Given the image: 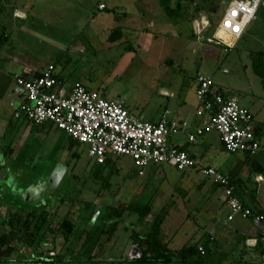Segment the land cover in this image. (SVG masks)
<instances>
[{
    "label": "rangeland",
    "instance_id": "rangeland-1",
    "mask_svg": "<svg viewBox=\"0 0 264 264\" xmlns=\"http://www.w3.org/2000/svg\"><path fill=\"white\" fill-rule=\"evenodd\" d=\"M16 1L21 3L27 0ZM229 1L186 0V2H181L183 7L180 8V12L192 14L195 10L198 16L201 14L210 16L211 29L207 31L206 36H212L213 32L217 31V25L221 21ZM32 2L36 3L35 0ZM100 2H106L110 8L111 5L123 1L80 0L78 6L60 7L54 5L53 9L64 12L66 19L61 22L59 18L53 16L51 20L59 26L71 28L73 25V30L77 33L85 29L86 35L91 32V29L100 28L98 36L103 37L105 36L103 29L105 21L101 19L98 21L96 18L100 14L98 8ZM124 2L134 4V1L131 0ZM172 2L174 4V1ZM35 5L37 6L34 7V10L39 8L38 11H40L41 3L38 2ZM256 15L244 36L232 48L208 44V47H212L215 53L212 59H203L205 57L203 47H206L207 43L200 44V41L193 36L186 17L182 16L181 20L184 21L181 30L183 32L179 38L169 31L168 35L155 33L158 36L156 41L148 40L146 48L142 49V52L146 54L144 57L147 56L145 69H138L139 64L129 65L126 68L127 65L122 63L123 57L120 54L122 52L120 48L113 49L112 53L115 54L112 55L109 62L103 60L97 62V58L93 63L88 64V67H91L90 71L94 78L109 83L115 90L120 86H128L136 95L138 94V97L144 99L148 94L145 93L144 96H139V94L150 90L144 88L145 83L148 82L147 80L154 79L156 72L171 71L179 74V77L192 80V76L199 70L200 73L211 76L215 85L219 89H223L226 94L237 96L241 94V97L239 96L240 103L243 106H254V108L261 109L260 116L264 117V85L260 76L254 72L252 62V55L264 53V6L259 8ZM6 28V25L0 22V37L4 35ZM23 36L25 46L21 45L19 48L22 50V54L32 59L38 58L40 62H57L56 66H61V59L57 61V58L63 54L61 49L55 47L54 44L50 45L52 42L49 43L38 38L30 39L26 34ZM182 41H185L186 44L181 45ZM159 44L163 46L158 47ZM194 48L195 51H193ZM100 56L103 58V55ZM127 69L128 71H126ZM59 75L61 78H66L62 73ZM64 80L70 82V80L75 81L76 79L71 77ZM110 97L111 95L106 96V98ZM247 100H251V102L249 103ZM256 126H260L258 137L261 139V150L255 155L247 153L249 155L247 159L251 161V165H261L264 168V124L257 125L255 121ZM58 135L62 138L61 143L59 140L57 141L56 145L52 147L49 157L40 152L42 149L37 151L39 159L35 168L25 170L22 167V160L19 161L18 165L21 166L23 175L16 179L21 192L14 194L9 192L4 196L7 200L11 201L12 199L22 211L15 206L0 208V233L11 238L14 246L12 253L6 256L8 246L4 245L0 253V264H40L35 262L39 255L56 257L59 253L64 255L68 264H77L74 263L73 257L84 251L88 233L96 226L98 220L103 225V218L108 214L110 208L126 207L130 201H144L149 198H153V211L147 217L141 219L137 214L131 216L125 212L118 226L110 225L107 233L100 234V238L80 264H129L126 260L139 255V251L135 255L133 253L121 255L127 243L133 242L132 232L134 229L140 230L142 233L148 232L158 213H161L163 218L161 238L170 242V246L174 250L183 248L184 240L187 237L191 242L196 243L211 231L209 215L201 216L199 222L194 218L185 220L187 218L185 215L183 217L179 215L183 207L172 189L174 187L178 189L182 182H187V176L182 174V170L164 164L162 166L163 174H157L154 179L155 183L160 186L159 190L145 194L143 192L150 180L149 170L145 169V171L148 170L145 176L139 175V168L135 165L132 157L111 156L113 165L106 167L101 174L96 175L95 172L101 166L90 155V145L77 144L71 150L69 148L71 139L67 134L59 130ZM215 135L218 134L215 133ZM211 149L221 151L218 143ZM201 159L204 164L212 163L211 157L207 153ZM203 176L208 178L209 188L211 179L204 174ZM34 186L37 187L36 189H41V192L33 190ZM261 196L264 201V195ZM44 203L45 206H41ZM44 208L51 214L44 229L51 227L54 230L43 231L45 232L44 237L41 238L40 234L36 237L37 242L28 244L24 241V235L27 230L33 228H26L23 223L26 217H29V211L33 210L31 217H35L36 220ZM15 216L17 218H13ZM16 219L20 220V224L16 222ZM10 221H14V223ZM65 221L72 223L73 228L66 226ZM106 221L110 220L106 219ZM239 221L241 222L238 218L237 223ZM133 223L136 224L135 228H133ZM29 240V242L32 241L31 238ZM110 245L116 247L112 250L113 255L108 252L107 247ZM95 248L96 250H94ZM258 253L260 252L258 251ZM242 254L239 255V251L236 250L227 259L239 262V264H261L260 256L257 254L253 252ZM225 256L227 255L221 252L220 257H216L217 260L209 264H221L218 261H221V258Z\"/></svg>",
    "mask_w": 264,
    "mask_h": 264
},
{
    "label": "crops",
    "instance_id": "crops-1",
    "mask_svg": "<svg viewBox=\"0 0 264 264\" xmlns=\"http://www.w3.org/2000/svg\"><path fill=\"white\" fill-rule=\"evenodd\" d=\"M32 1L34 0L20 3L16 0H0V22L7 27L4 35L0 37V201L2 200L0 208L14 206L18 208L12 199L11 201L7 200L4 195L9 192L11 194L21 192L16 179L23 175L21 166L18 165L19 161L22 160L23 169L31 170L36 167L39 159L37 151L42 149L40 152L49 157L52 147L58 140H62L58 135L60 129L53 123L34 124L27 119H17L14 116L15 111L25 100L24 91L16 83V75L36 77L47 65L53 64L52 62H40L38 58L32 59L22 54V50L19 48L21 45L25 46L23 35L26 34L30 39L38 38L49 43L52 42L50 45L54 44L55 47L61 49L63 52L60 60L61 66H56V71L58 74L65 75L64 79L75 78V81H81L88 88L98 90L105 97L111 95L109 99L123 102L132 114L144 120L157 122L166 117L180 123H187L188 129L173 135L170 137V141L189 151L199 160L200 166L180 170L183 175L187 176H183L187 178V182H182L178 189L175 187L172 189L183 207L178 214L182 217L185 215L187 217L185 220L194 218L198 222L204 214L210 216L211 231L206 237L199 240L200 245L211 238L216 241V244L215 242L211 243V247L216 248L219 254L222 252L229 257L231 253L238 250L239 255L253 252L259 256L256 247L259 241L264 242V223L242 219H239L241 220L240 224L237 223L238 219L228 221L224 190L212 179L209 181L210 187L208 188V178L203 176L201 167L213 166L221 170L233 182L236 181L238 191L240 189L246 198H249V193L254 191L257 201H259L256 205L264 209V201L261 199V195H264V173L260 172L261 165H251V161L247 159L249 155L245 152L231 153L227 151L220 135L215 130L205 131L202 135L197 136L194 142L189 140L190 134L194 133L196 128L203 126L210 117V114L200 106L197 98V76L202 73L198 70L190 80L186 77H179V74L171 71L156 72L154 79L147 80L148 82L145 83L144 88L150 90L139 94V96L148 94L144 99L138 97V94L136 95L128 86H120L115 90L109 83L94 78L90 71L91 67H88V64L93 63L97 58V62L102 60L109 62L112 55L115 54L112 53L113 49L120 48L122 51L120 54L123 57L122 63L127 65L126 68L129 65L139 64L138 69H145L147 56L144 57L146 54L142 52V49L146 48L148 40H158L155 33L168 35L170 32L179 38L183 32L181 30L184 21L181 20L182 16L186 17L193 36L200 41V44L207 43L206 47H203L205 55L203 59H212L215 53L212 47H208V44L225 45L216 39L213 42L208 40L217 33L216 31L212 36H206L207 31L211 29L210 16L207 14L198 16L194 10L192 14L181 13V17L174 18L166 13L162 0H131L134 1L132 5L124 2L128 0H122L123 2H117L110 8L106 2H100L98 6L100 14L96 18L98 21L100 19L105 21L103 26L105 36L100 37L98 36L100 28L91 29V32L86 35L85 29L77 33L73 30V25L71 28L59 26L51 20L53 16L59 18L61 22L66 19L64 12L53 9L54 5L60 7L78 6L80 0H35L36 3H41L40 11H38L39 8L34 10L37 5ZM173 1V5L176 6L178 0ZM101 4H104L105 7L100 8ZM208 23L210 25L206 27ZM197 25L203 27L201 35L197 33ZM117 27L122 29L124 37L115 42L108 41L110 31ZM238 41L234 42V46ZM185 44V41L181 42V45ZM160 45L163 46L159 44L158 47ZM106 50L108 52H105ZM100 55H103V58ZM71 80L68 82L69 84L73 82ZM239 96L241 97V94ZM239 96L237 97L239 98ZM244 96L247 98L246 95ZM248 102L250 103L251 100ZM245 107L252 111L257 125L262 126L264 117L260 116L261 109L254 108V106ZM214 132L218 135L216 136ZM259 140L261 139L259 138ZM217 143L220 145V152L217 149H211ZM206 153L211 157L212 163L204 164L202 162L201 158H204ZM163 165H152L147 168L150 180L143 193L148 194L159 190L160 186L155 183L154 179L157 174H163ZM148 170L143 175L140 173L139 175L145 176ZM184 185L185 187H183ZM36 188L34 186L33 190ZM36 190L41 192V189ZM45 203L41 206H45ZM98 244L95 245L96 248ZM193 244L194 242H191L188 237L184 240V245ZM135 247L134 243L129 241L121 255L134 253ZM107 248L108 252L113 255L112 250L116 247L110 245ZM219 262L221 264H239V262H232L230 259H223ZM241 262L244 263L242 260Z\"/></svg>",
    "mask_w": 264,
    "mask_h": 264
},
{
    "label": "built area",
    "instance_id": "built-area-1",
    "mask_svg": "<svg viewBox=\"0 0 264 264\" xmlns=\"http://www.w3.org/2000/svg\"><path fill=\"white\" fill-rule=\"evenodd\" d=\"M261 6H264V0H230L217 25V33L224 30L234 42L238 41ZM104 7V4L100 5V8ZM197 29L201 35L203 27L197 25ZM217 33L208 40L216 39L227 47L234 46ZM15 80L25 93L15 118L27 119L34 124L53 123L73 139L90 145V155L98 164L106 163L111 156H130L141 175L152 165L168 164L179 170L200 166L199 160L189 151L170 141V137L188 129L187 123L166 117L157 122L144 120L132 114L123 102L106 98L81 81L69 84L62 80L54 64L47 65L36 77L16 75ZM197 81L199 104L210 117L190 134L189 140L194 142L205 131L215 130L227 151L258 153L261 142L255 132L252 111L243 106L237 96H223L211 76L198 74ZM201 172L223 188L228 221L239 218L264 222L261 212L264 209L244 202L237 194L235 183L221 170L206 166L201 167ZM261 264H264V254Z\"/></svg>",
    "mask_w": 264,
    "mask_h": 264
},
{
    "label": "trees",
    "instance_id": "trees-1",
    "mask_svg": "<svg viewBox=\"0 0 264 264\" xmlns=\"http://www.w3.org/2000/svg\"><path fill=\"white\" fill-rule=\"evenodd\" d=\"M173 0H162L163 7L166 11V13L171 16H177L181 17L182 14L180 12V8L183 7L181 2H186V0H178L177 5H173ZM187 5V4H186ZM198 9V8H197ZM214 33V32H213ZM124 37V33L122 32V29L120 27L113 28L110 31L108 41H118L121 40ZM62 58L60 56L57 58V61H59ZM253 59V70L254 72L260 76L262 79L263 85H264V53H257L256 55H252ZM56 67L57 62L53 63ZM22 75V74H21ZM59 75V74H58ZM26 76V75H25ZM60 76V75H59ZM64 80V78H61ZM219 92L223 94V96L228 97L229 95L226 94L223 89H219ZM260 126L255 127V132L258 135ZM70 146L69 148L72 150L77 144H82L79 141L70 138ZM101 167L95 172L96 175L101 174L103 170L106 167H110L113 165V161L111 159H108L106 163L99 164ZM262 173H264V168L260 167ZM237 187V194L241 197V199L246 203H251L256 205L257 198L255 196L254 191L252 193H249V198L245 197L244 193L239 189L236 181L234 182ZM248 195V194H247ZM19 209V208H18ZM21 210V209H19ZM22 211V210H21ZM153 211V202L152 199L144 200V201H130L128 202V205L126 207L122 206H116L110 208V211L106 216L103 218V225H101L98 221L94 228L90 230V232L87 235V238L85 239L84 243V251H82L78 256L73 257L74 263L80 264L83 260L84 256L88 255L93 247L94 244L98 241L100 238V234H105L108 232V226H118L120 220L123 218V215L125 212H128L129 215L132 216V214H137L141 219L147 217L151 212ZM29 217H26V220L24 221L23 225L26 228H33L32 230L29 229L26 231L24 235V241L28 244H33L37 242L36 237L41 234V238L44 237V234L46 231L54 230L51 227H48L47 229H44L45 224L51 215L50 212L47 209H43L41 211V214L38 216V218L35 220V217L33 216V210L29 211ZM264 213V210L261 211ZM13 218H17L16 216ZM106 219L117 221L110 222L106 221ZM11 222V221H10ZM16 222L20 224V220L16 219ZM11 223H14L12 221ZM264 223V222H261ZM162 224H163V218L161 213L156 214L153 221L151 229L146 232L142 233L140 230H135L132 232L131 239L136 246L137 250L139 251V255L133 258H130L126 260L129 264H209L211 262L216 261V257H220L221 254L215 249L211 247V243L215 242L214 239L209 238L208 241L204 242L200 245V242H196L193 245H185L183 248L174 250L170 246V242L164 241L161 238L162 235ZM65 225L73 228V224L65 221ZM133 228L136 227V224L133 223ZM138 225V224H137ZM105 226V228H104ZM45 231V232H43ZM32 239L31 242H29V239ZM243 238V237H242ZM245 238V237H244ZM4 245L8 246L7 255L12 253L14 250V246L12 244V239L8 238L5 234L0 233V253L3 250ZM256 247L257 250L260 252L259 256L260 258L264 254V245L263 242L259 241ZM200 246L203 247V249H200ZM227 259V256H225ZM225 257L221 258V260L225 259ZM1 262V260H0ZM35 262H39L40 264H68L65 261L64 255L59 253L56 257H45L42 254L37 257ZM219 262V261H218Z\"/></svg>",
    "mask_w": 264,
    "mask_h": 264
},
{
    "label": "bare ground",
    "instance_id": "bare-ground-1",
    "mask_svg": "<svg viewBox=\"0 0 264 264\" xmlns=\"http://www.w3.org/2000/svg\"><path fill=\"white\" fill-rule=\"evenodd\" d=\"M218 36L223 38L229 44H234V39L226 31L220 30Z\"/></svg>",
    "mask_w": 264,
    "mask_h": 264
},
{
    "label": "flooded vegetation",
    "instance_id": "flooded-vegetation-1",
    "mask_svg": "<svg viewBox=\"0 0 264 264\" xmlns=\"http://www.w3.org/2000/svg\"><path fill=\"white\" fill-rule=\"evenodd\" d=\"M138 250L135 249V252L133 253L135 255V253L137 252Z\"/></svg>",
    "mask_w": 264,
    "mask_h": 264
},
{
    "label": "water",
    "instance_id": "water-1",
    "mask_svg": "<svg viewBox=\"0 0 264 264\" xmlns=\"http://www.w3.org/2000/svg\"><path fill=\"white\" fill-rule=\"evenodd\" d=\"M135 249L137 250V248L135 247Z\"/></svg>",
    "mask_w": 264,
    "mask_h": 264
}]
</instances>
